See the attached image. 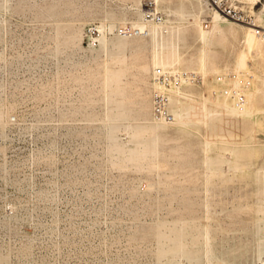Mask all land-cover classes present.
Here are the masks:
<instances>
[{
    "label": "rangeland",
    "instance_id": "1",
    "mask_svg": "<svg viewBox=\"0 0 264 264\" xmlns=\"http://www.w3.org/2000/svg\"><path fill=\"white\" fill-rule=\"evenodd\" d=\"M209 1L0 0V264H264V115H217L264 42Z\"/></svg>",
    "mask_w": 264,
    "mask_h": 264
},
{
    "label": "bare ground",
    "instance_id": "2",
    "mask_svg": "<svg viewBox=\"0 0 264 264\" xmlns=\"http://www.w3.org/2000/svg\"><path fill=\"white\" fill-rule=\"evenodd\" d=\"M250 1L253 5V7H251V8H253V10L255 11V14L257 16L254 18V16L251 13H249L253 17V21L250 23H238V22H235V21H232V20L226 18L225 16H223L222 14H220L218 12H215V11L213 12V16L216 15L212 21L215 28L221 27V26L222 27L223 26H231V27L232 26H235V27L246 26L247 32L245 34V39L243 40V42H244L243 43V50L241 52V55H240V58L238 61V66H237V72L238 73H241L242 71H244L248 68L250 58H252L253 56H255V57L259 56L262 53L261 43L264 42V33H263V31H261L264 29V27H262L260 24L262 17L264 16V0H250ZM146 8H147L146 10H148V11L151 10L149 3L146 4ZM247 13H248V11H247ZM167 23H169L170 26H168L167 30H165V31L162 30V27L164 25L155 24L154 26L158 27L159 30L161 31V33L168 34V31L173 30V26L175 24H174V21L171 19L168 20ZM137 25H140L139 26L140 33L138 36H143L144 34H146L147 36L150 35V33L146 30L147 29L146 22H137ZM134 29H136V28H134ZM237 31H239V29ZM207 34H206V36H207ZM201 36H202L203 45L207 44L206 43L207 40H205V29L204 28H202ZM207 39H209V37ZM210 43H212V41ZM211 45H213V44H211ZM208 48H210V46H208ZM205 54L206 53H204V57H205ZM204 57H202V58H204ZM204 60H205V58L203 59V63H205V61H206V60L205 61ZM249 77L252 78V76H249ZM237 83L238 84L241 83L239 76H237L236 80L233 81V85H236ZM245 103H247L246 100L242 106H238L239 108L229 107L228 105H224L222 107H219L224 112L221 114H217V115H219V116H227L228 115V116L240 117V118H245V119H253L256 116L264 115V112L257 109L254 104L250 105L251 108H247ZM211 104H212V102H211ZM175 119H176L175 125L177 126L181 123V120H182L179 112H175ZM160 125L168 126L167 123H163V122H161ZM205 140H206V142H210V140L208 138H206Z\"/></svg>",
    "mask_w": 264,
    "mask_h": 264
},
{
    "label": "built area",
    "instance_id": "3",
    "mask_svg": "<svg viewBox=\"0 0 264 264\" xmlns=\"http://www.w3.org/2000/svg\"><path fill=\"white\" fill-rule=\"evenodd\" d=\"M212 7L215 6L217 8L218 12L221 13L226 18L239 22V23H250L253 21V17L246 12H239L236 8H232L231 6L221 7L216 0H210ZM209 1V2H210ZM261 30V29H260ZM264 33V29L261 30ZM165 73L164 70H159L158 74L161 76Z\"/></svg>",
    "mask_w": 264,
    "mask_h": 264
}]
</instances>
